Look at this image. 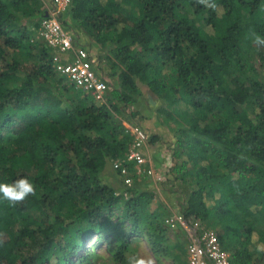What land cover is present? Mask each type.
Returning <instances> with one entry per match:
<instances>
[{
    "label": "trees",
    "instance_id": "16d2710c",
    "mask_svg": "<svg viewBox=\"0 0 264 264\" xmlns=\"http://www.w3.org/2000/svg\"><path fill=\"white\" fill-rule=\"evenodd\" d=\"M217 4L72 0L63 23L89 37L119 81L102 102L56 69L39 34L45 2L0 0V183L27 177L37 188L15 206L0 194V264H85L89 256L74 258L95 237L116 238V262L145 238L156 256L187 264V240L169 239L171 211L153 206L154 189L105 180L107 163L132 145L118 116L139 83L177 125L170 174L182 215L216 229L233 264H264V71L255 63L264 67V48L251 39L264 35V0Z\"/></svg>",
    "mask_w": 264,
    "mask_h": 264
},
{
    "label": "built area",
    "instance_id": "2783aa9c",
    "mask_svg": "<svg viewBox=\"0 0 264 264\" xmlns=\"http://www.w3.org/2000/svg\"><path fill=\"white\" fill-rule=\"evenodd\" d=\"M71 3L72 0H51L41 20L39 34L56 52V69L73 81L77 88L92 92L97 100L103 102L110 88L104 60L98 53L95 54V50H90V46L80 43L75 33L63 23L62 15ZM127 128L133 136L132 145L124 158L113 161V166L124 178L125 185L131 186L133 168L151 178H156L157 173L148 152L149 134L138 124L129 123ZM166 223L171 229L179 227L184 230L188 264H233L218 234L202 228L199 220L190 221L172 212Z\"/></svg>",
    "mask_w": 264,
    "mask_h": 264
},
{
    "label": "rangeland",
    "instance_id": "374dc122",
    "mask_svg": "<svg viewBox=\"0 0 264 264\" xmlns=\"http://www.w3.org/2000/svg\"><path fill=\"white\" fill-rule=\"evenodd\" d=\"M43 1L45 2L46 7L49 6L51 2V0H43ZM70 23L71 25L74 26L73 22ZM76 32L78 33V39L81 43L86 45L88 44L89 46H91L92 41L89 39V37L86 34L83 33V31L80 28H77ZM95 54L97 55L96 50H95ZM15 56L23 64L24 68L28 69V67L31 66L32 60H28L27 58H25L20 54H17ZM255 63L258 66L260 72H263L264 67L262 66L261 62L255 60ZM110 73L111 71L109 70L108 76L110 79V84L113 86L118 85L117 82L119 81L117 77L110 76L109 75ZM139 87H140V93L136 95L135 101L126 109V111H124V113L119 115L118 118L124 123H129L127 120L131 117L130 114L135 113V116L133 117L135 123L133 124H138L141 127H143L149 134V137L151 138V140L149 139L151 143L149 142L148 152L152 157L154 165L157 164L159 166V168H156L157 169L156 171H157V175L160 176L162 181H158L160 182L158 187H160L162 191L169 198L170 197L172 198L173 194H179L180 196L182 190L181 187H179L180 186L179 182L177 181L175 183L167 182V180L169 179L165 178L162 175V173H164L166 176V174L168 173L167 169L169 168L170 165L172 166L175 162V159L173 158V150L174 147L177 148V144H176V138L178 136V134H176L177 125L174 122L163 120L162 118L165 116V114L163 115L158 111V108L161 105V101L157 99V97L154 96L153 93L144 84L139 83ZM162 167L165 169L161 170ZM132 173H133V182L137 184L138 187L143 182H145L146 186H148V184L151 183L150 187L148 188L157 187V185H155V183L152 181L153 180L152 178L144 179L142 176H141L142 178L139 177L138 176L139 173L136 171V168H133ZM136 174L138 175L136 176ZM119 180H120L118 182L119 189L126 190L127 187L133 186V185L127 186L124 184L123 181L121 182V179ZM171 182H173L172 179ZM157 203L155 206H157ZM199 225L204 229H209L218 234L216 229L205 225L201 221H199ZM168 237L171 240V242L174 243L177 242L186 243L187 240L184 230H182L179 227H177L176 229L170 228L168 230ZM109 243L111 244L110 246H113L114 248L117 245L116 238L115 237H111L109 239L104 238L102 242L99 244V239L95 237L88 242L86 248L81 250L79 252V255L76 256L74 259H78L82 256L87 255L89 256V258L85 264H126V262H116L113 259L112 253L109 251ZM134 253L139 255L151 256L156 261V264H182L175 262L169 255L164 256L161 254L159 256H156L153 253L148 241L145 238H139L133 240V243L130 246V249L126 255H132ZM77 264H82V263H77Z\"/></svg>",
    "mask_w": 264,
    "mask_h": 264
},
{
    "label": "clouds",
    "instance_id": "9594fccd",
    "mask_svg": "<svg viewBox=\"0 0 264 264\" xmlns=\"http://www.w3.org/2000/svg\"><path fill=\"white\" fill-rule=\"evenodd\" d=\"M197 3L212 11L218 8L217 0H197ZM251 39L258 50L264 48V35L252 31ZM36 192V185L27 177L18 178L12 183H0V194L11 206L23 203L30 195L35 196ZM256 252L264 254V243L256 244ZM125 261L126 264H156L153 257L135 253L126 255Z\"/></svg>",
    "mask_w": 264,
    "mask_h": 264
},
{
    "label": "crops",
    "instance_id": "0c3cea01",
    "mask_svg": "<svg viewBox=\"0 0 264 264\" xmlns=\"http://www.w3.org/2000/svg\"><path fill=\"white\" fill-rule=\"evenodd\" d=\"M80 42V41H79ZM81 43V42H80ZM83 44V43H82ZM88 45V44H87ZM89 46V45H88ZM92 49L90 50H96L97 53H98V50L97 48H95L94 46H90ZM107 74V79L110 81L109 79V76H108V72L106 73ZM129 124V123H127ZM150 142V141H149ZM151 143V142H150ZM156 167H155V170H157L156 168H159V166L157 164H155ZM154 165V166H155ZM170 167L171 165L169 166V168L167 169V174L165 176L164 173H162V175L165 177V178H168V179H172L173 180V177L171 176L170 174ZM164 170L165 168H161V170ZM157 173V171H156ZM160 173V171H159ZM166 173V172H165ZM138 174H136L137 176ZM104 176H105V180L113 185H115L116 187L119 188V185H118V182L120 181L119 179H121V182L123 181V177L120 175V173L114 168L113 166V162L112 161H109L106 165V168H105V172H104ZM139 177H143L144 179H150L151 177H148L146 175H142V174H139L138 175ZM141 177V178H142ZM153 182L155 183V185H157L156 188H152L154 189V191L156 192V198H155V203H153V206L156 205V203L159 201V202H165L168 206H169V209L172 212H175L177 214H180L182 215V211H181V206L183 205L184 203V198H183V194L181 193V195L179 196V194H173L172 198L170 197H167V195L162 191V189L160 187H158V185L160 184V182L158 181H162L160 176L159 175H156V178H152ZM160 179V180H158ZM171 179L170 180H167V182H170V183H175V182H171ZM145 181V180H144ZM151 183L148 184V186L145 185V182H143L142 184H140L139 186L141 188H148L150 187ZM166 191V190H165ZM167 192V191H166ZM170 195V194H169ZM187 264H188V259H187Z\"/></svg>",
    "mask_w": 264,
    "mask_h": 264
}]
</instances>
